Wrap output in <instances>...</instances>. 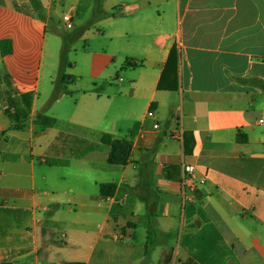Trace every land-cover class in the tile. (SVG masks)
I'll use <instances>...</instances> for the list:
<instances>
[{
	"label": "crops",
	"instance_id": "0c3cea01",
	"mask_svg": "<svg viewBox=\"0 0 264 264\" xmlns=\"http://www.w3.org/2000/svg\"><path fill=\"white\" fill-rule=\"evenodd\" d=\"M36 1L41 15L0 0V264H264V0H172L174 26L139 23L114 85L95 61L88 89L64 84L51 104L53 73L31 66L78 0ZM18 111L24 127L9 130ZM120 139L128 163L110 166Z\"/></svg>",
	"mask_w": 264,
	"mask_h": 264
},
{
	"label": "rangeland",
	"instance_id": "374dc122",
	"mask_svg": "<svg viewBox=\"0 0 264 264\" xmlns=\"http://www.w3.org/2000/svg\"><path fill=\"white\" fill-rule=\"evenodd\" d=\"M117 2L118 0H78V5L71 12L74 17L72 29H66L63 22L54 17L55 27L49 24L45 27V43L31 66V74H35L40 64L41 82L46 81L50 72L54 75L53 79L63 61L66 80L71 81V84L66 82L65 87L72 90L74 83L80 88L88 89L94 79L92 65L95 61H100L107 65L101 66L97 79L114 85L115 76L122 73L120 66L124 63L125 42L131 39V46L136 44L135 27L150 18L154 28H159L162 24L168 31L176 22L172 0H167L160 6L154 3L150 9L144 8L134 14L127 13L123 8L112 7ZM37 12L41 15L40 9ZM111 56H115L113 64L109 63ZM62 243L56 242L60 247ZM69 251L73 253L70 247ZM63 257V264H73L70 255Z\"/></svg>",
	"mask_w": 264,
	"mask_h": 264
},
{
	"label": "trees",
	"instance_id": "16d2710c",
	"mask_svg": "<svg viewBox=\"0 0 264 264\" xmlns=\"http://www.w3.org/2000/svg\"><path fill=\"white\" fill-rule=\"evenodd\" d=\"M33 7L35 10L40 9L39 4L36 0H31ZM0 49L2 55L8 54L10 52L9 50V43L8 42H2L0 43ZM66 49V48H65ZM65 63L62 61L60 68L56 74V76L52 79V86H53V94L52 96L48 99L47 103L51 104L55 101L57 96L62 92L60 89L66 80V75H65ZM263 84V83H261ZM264 85V84H263ZM15 116V121L17 123H21L20 125L15 124L12 127H10L9 130H21L24 127V124L27 120V117L24 113L21 111H18L14 113ZM132 150V143L130 140L126 139H120V140H114L110 143V151L107 159V163L110 166H125L128 163V159L130 156V152ZM115 190V186L113 184L109 185H101L100 186V195L103 197H110L113 195ZM150 236L151 233L148 232V244L150 243Z\"/></svg>",
	"mask_w": 264,
	"mask_h": 264
},
{
	"label": "built area",
	"instance_id": "2783aa9c",
	"mask_svg": "<svg viewBox=\"0 0 264 264\" xmlns=\"http://www.w3.org/2000/svg\"><path fill=\"white\" fill-rule=\"evenodd\" d=\"M62 22L65 26L66 29H72V23H73V16L71 14H66L63 19ZM163 99V95L160 94L158 96V101H161ZM158 103L156 102V105ZM2 111H0L1 113ZM147 116L148 117H152L153 116V112L152 111H148L147 112ZM260 124L264 123V118H261L259 121ZM154 129H158V125L156 124ZM171 138L174 140H177L181 137V129L178 131H174L171 135ZM194 171V167L188 166V167H184V173H188V174H192ZM196 188L194 186H188L185 185V183L182 184V188L179 194V197L182 199H188V202L193 204L196 200ZM27 196V192L26 191H18V198H24ZM11 205H16L17 204V199H12L10 201H8Z\"/></svg>",
	"mask_w": 264,
	"mask_h": 264
}]
</instances>
